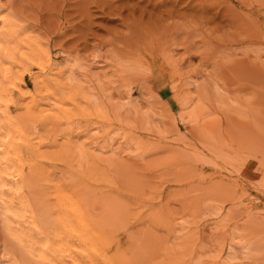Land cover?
<instances>
[{"label": "rangeland", "instance_id": "rangeland-1", "mask_svg": "<svg viewBox=\"0 0 264 264\" xmlns=\"http://www.w3.org/2000/svg\"><path fill=\"white\" fill-rule=\"evenodd\" d=\"M11 1L52 63L0 35V126L24 173L65 180L59 201L32 177L46 202L85 200L126 264H264V0ZM0 206V264H35L18 240L29 215L19 230Z\"/></svg>", "mask_w": 264, "mask_h": 264}, {"label": "bare ground", "instance_id": "bare-ground-1", "mask_svg": "<svg viewBox=\"0 0 264 264\" xmlns=\"http://www.w3.org/2000/svg\"><path fill=\"white\" fill-rule=\"evenodd\" d=\"M8 1L9 2L7 3L8 4L7 5V4L2 3V1L0 0V21L3 22L2 23L3 24L2 29H0V35H7V36L11 35V36H14L16 38H21V36H22L23 39L24 38L28 39L30 41V47H31V54H30L31 57H29V59L31 58L30 62H32L33 65L36 64L37 66H41L44 68L45 60H43V55H46V54L41 55V53H42L41 49L42 48L40 47L41 46L40 42H38L39 40H36L35 35L32 34V33L36 34V32H38V31L36 30V28H32L30 30L29 27H27L25 25H20L16 20L10 19L8 14L5 13V10H6V6L12 7L13 3H10V2H12L11 0H8ZM2 24L0 23V25H2ZM21 40H22V38H21ZM42 50H43V52L46 51V50L44 51V49H42ZM46 56L48 57V55H46ZM48 58L51 60L50 56ZM46 60H47V58H46ZM50 60L48 63H52V60H51V62H50ZM48 63H47V65H48ZM45 66H46V64H45ZM35 77L38 78V76H35ZM48 79L49 78H43V79H39V81L37 79V82L42 84V85L39 84L37 86H39L40 89H43V91L46 93V95H50V96L54 97V99H56L60 102L63 95H61L62 93L60 92V90L58 91L55 88V85L57 83L53 87L51 84H49ZM72 80L73 79L70 78L68 85H70V83L72 85L74 84V83H72ZM72 85L68 86L67 87L68 89L65 86L66 92H67V90L70 91L71 89L69 90V88H72V87H73L72 89L75 90L74 87H76V86H72ZM58 89H61V87ZM78 91L79 90H77V92ZM78 93H80V91ZM67 95H71V97H73L72 96L73 93L72 94H65V96H67ZM67 99H69V98H67ZM5 102L6 101H4V103ZM18 122L21 125V127L19 126ZM18 122H17V124H18L17 127L19 126V128H23V126H24L22 123L23 121L18 120ZM15 123H16V121H15ZM3 126L4 125H2V127L0 126V204L4 205L3 208H5V207L8 208L9 205H11V208H9V211H7V215L10 213V211H12L11 213H14L15 217H12L10 215H8V216L11 218H16L15 222L17 223V225L18 224L20 225L21 217L29 215V217L31 219L29 222V223H31L30 225H28V226L26 225L27 227H24V228H22L18 225L19 230H20V228H22V231L18 234V240L20 242V245H21V243H23L25 246H27L26 249L27 250L29 249L30 253L33 255V259L36 262L35 264H95L96 261L101 262L102 264H126L127 261L125 262V260H124L126 258L121 257V259H118V257H115L114 253H112V255H109L111 252L109 254H107L106 250L112 245L111 242L113 241V234H114L113 231L115 232V230L112 229L110 226H108L109 223H108V225L106 224L107 222L104 221V218L101 215L93 214L91 211H90L91 213L89 211H87L88 208L86 209V206H84V204H83V202L85 200L84 201L81 200L83 202L81 204V207L79 206V211H77L76 213L72 212L73 214L72 213L70 214L67 211H62V210L55 211V207H53L52 204L50 203L52 201H50L48 203L46 202V201H49L48 199L50 198V197H48L50 195L46 196L47 188H49L50 186L53 188L50 189L51 192H49V191L48 192L53 194L52 197L54 196L59 201L65 199V197H66L65 195L68 193V191H66L67 189L64 188V184L62 183L63 181L65 182V180L62 181V179H61V181H60V179H56L54 176H51L52 175L51 173L49 176V174L47 175L43 171H42V173H40L41 171H38V170H36V171L30 170L31 173L29 174V176L26 173H24L25 172L24 167L22 164L19 163V160L21 159L19 156L20 155L19 149L15 148L14 150H11L10 153H9L10 149L7 151V148L5 145H6V142L8 139L7 137L9 136V133H6L7 129L5 128L6 129L5 130L3 128ZM77 152H79V151H77ZM76 166H77V164H76ZM97 167H96V169H97ZM84 168H85V166H84ZM37 169H38V167H37ZM91 169H93L92 166H91ZM94 169L92 172L95 171ZM89 170L85 171V172L88 173V172H90ZM48 171H49V169H48ZM82 172H84V170ZM95 172H98V171L96 170ZM96 174H98V173H96ZM34 175L36 176V179L34 178L35 180H37L39 178V175H40V178H43L41 180H44L47 182L44 185L42 184L43 186L46 187L45 188L46 191H44L45 189L44 190L40 189L39 185L36 186V184L34 182L35 180L32 178V177H35ZM89 175H86V176L89 177ZM89 178L92 179L91 177H89ZM95 180H98V179H95ZM46 184H48L50 186H46ZM74 186H75V184H74ZM75 187L77 188V186H75ZM36 189H39V190H36ZM53 189H54V191H53L54 193L52 192ZM71 193L69 192V194H71ZM75 194H76V192H75ZM78 194L80 195V193H77L76 195H78ZM82 195H84V194L82 193ZM72 197L74 198L73 200L76 203L75 200H77L78 197H76L75 195ZM75 197H76V199H75ZM71 203H73V202H71ZM77 203H78V205H80L79 201ZM59 204L61 205L60 202H59ZM48 205H51V206H48ZM0 207H2V206H0ZM74 209H76V208H73V210ZM4 210H8V209H4ZM89 210H90V208H89ZM104 210L106 212L108 211L107 209H104ZM68 211H70V210H68ZM1 212H3V211H1ZM41 212H42V214L40 215ZM104 213L105 212H103L101 214L103 215ZM36 214L38 216H35ZM91 214H93V215H91ZM2 215L3 214H1L0 216H2ZM7 215H6V218L9 221V217ZM126 215H124V216H126ZM110 216H112V215H110ZM156 216H157V214H156ZM1 218H3V217H1ZM3 219H5V218H3ZM156 219H158V218L156 217ZM25 220H26V218H25ZM1 221H3V220H1ZM8 221H6V222H8ZM12 221L14 222V220H11V222ZM110 223H111V221H110ZM9 225L11 226L13 224H9ZM4 227H7V226H4ZM10 228H12V227H9L8 230H10ZM116 230H118V229H116ZM13 232H15V229L13 230ZM13 232H11V234ZM16 232H18V231H16ZM8 234H10V232ZM14 234H17V233H14ZM67 234L68 235L71 234L70 235L71 237L73 235L76 236L75 234H77L76 237L79 236V239L81 240L80 248H79V245L77 244V242L74 241L75 244L78 245V249L76 248V250H78L79 253L77 251L74 252L75 246H74V251H73V249H72L73 246H71L73 244H71V245L69 244L70 241L68 239H70V236H68L69 238H67ZM115 236L116 235H114V237ZM71 239H73V238H71ZM5 240L7 241V239H5ZM130 240H131V238H130ZM14 241H15V239H14ZM6 243L9 244L10 242L9 243L6 242ZM70 243H72V242H70ZM23 244H22V246H23ZM8 247H10V246H8ZM124 247H125V245H124ZM1 250H3V249H1ZM27 250H25V251L27 252ZM131 250H132V247H131ZM124 252H127V251H124ZM74 253H78V255H76ZM121 253L122 252H120V254ZM0 254H2V253H0ZM120 254H119V256H120ZM126 255L127 254H125L124 256H126ZM3 256H4V253H3ZM131 257H132V254H131ZM138 258H140V257H138ZM1 259H3V258H1ZM33 259H31V260H33ZM12 260H14V259H12ZM155 260H156V258H155ZM129 261H132V260H129ZM13 262H15V264H21L20 263L21 261L16 262V260H14ZM0 263H1V261H0ZM128 263H130V262H128ZM31 264H34L33 261Z\"/></svg>", "mask_w": 264, "mask_h": 264}]
</instances>
